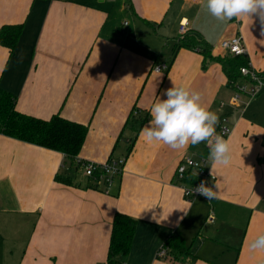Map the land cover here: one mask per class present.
Masks as SVG:
<instances>
[{"label":"crops","instance_id":"crops-1","mask_svg":"<svg viewBox=\"0 0 264 264\" xmlns=\"http://www.w3.org/2000/svg\"><path fill=\"white\" fill-rule=\"evenodd\" d=\"M183 21L216 57L227 55L223 40L241 36L264 76L260 18L218 21L206 0H0V29L22 25L14 51L0 45V88L17 98L16 109L87 126L81 159H125L106 193L63 154L0 135V264L4 251H18L15 264H107L117 213L137 221L122 264H264V251L249 250L264 233V97L233 105L222 66L178 49ZM162 64L167 71L155 73ZM173 82L201 93L219 117L216 132L230 129L232 160L213 170L210 162L217 198L209 202L185 199L176 180L184 157L209 154L206 142L173 150L141 135ZM173 235L189 254L158 258Z\"/></svg>","mask_w":264,"mask_h":264},{"label":"trees","instance_id":"trees-1","mask_svg":"<svg viewBox=\"0 0 264 264\" xmlns=\"http://www.w3.org/2000/svg\"><path fill=\"white\" fill-rule=\"evenodd\" d=\"M21 34L22 25L3 26L0 29V45L14 51ZM182 48L199 52L204 58L205 66L207 62L220 64L232 89L240 81L246 80L241 74V69L248 66L246 57H235L228 53L223 57L213 56L212 47L190 33L180 40L178 49ZM16 101L14 95L0 88V135L59 152L71 166H75L73 159L81 153L87 137V126L69 121L61 114H56L49 120L27 116L16 109ZM56 181L66 186L75 185L73 179L66 175H57ZM136 227L137 221L130 216L122 213L114 216L107 264H122L121 258H125L131 251ZM162 248L178 255L189 254V247L179 235L171 236Z\"/></svg>","mask_w":264,"mask_h":264},{"label":"clouds","instance_id":"clouds-1","mask_svg":"<svg viewBox=\"0 0 264 264\" xmlns=\"http://www.w3.org/2000/svg\"><path fill=\"white\" fill-rule=\"evenodd\" d=\"M209 14L218 21L258 16L264 25V0H206ZM165 99H157L150 108L148 125L141 135L146 142H158L173 150L187 149L206 142L209 148L208 160L212 170L217 165L228 166L232 160L231 144L216 132L218 115L202 102L199 91L173 86L163 93ZM208 200L217 198V191L201 182L192 189ZM251 252L264 251V233L257 235L250 243Z\"/></svg>","mask_w":264,"mask_h":264},{"label":"built area","instance_id":"built-area-1","mask_svg":"<svg viewBox=\"0 0 264 264\" xmlns=\"http://www.w3.org/2000/svg\"><path fill=\"white\" fill-rule=\"evenodd\" d=\"M188 33L189 22H181V36H185ZM220 48L235 57L247 56V50L243 39L239 35L229 40H223L220 43ZM167 69L168 66L162 64L155 67L154 72L162 73L167 71ZM241 74L246 80L244 84L235 85L234 96L232 99L233 105L238 104L243 96L253 99L264 91V76L257 73L251 63L248 62V66L241 69ZM226 123L227 121H225V124ZM217 133L226 138L230 134V129L226 125H223L219 128ZM73 162L76 168H78L86 178L92 180L95 186H102L106 193H108L114 186L116 179L121 176L125 166V159L123 158L111 159L105 163L99 164L81 159L77 156L73 159ZM176 180L183 191L185 199L191 201L197 198H202L209 202L210 200L198 193L191 194L192 189L199 186L201 182H206L207 186L213 187L217 179L210 170V161L208 160L207 155L200 159H195L191 156L184 157L177 168ZM208 221L213 222V217L209 216ZM167 252V249L161 248L157 253V257L165 259L167 258Z\"/></svg>","mask_w":264,"mask_h":264},{"label":"rangeland","instance_id":"rangeland-1","mask_svg":"<svg viewBox=\"0 0 264 264\" xmlns=\"http://www.w3.org/2000/svg\"><path fill=\"white\" fill-rule=\"evenodd\" d=\"M241 82V83H240ZM239 83L240 84H244L245 83V81H240ZM257 97H264V92L263 93H261L259 96H256L255 98H257ZM82 173V172H81ZM83 174V173H82ZM13 236V235H12ZM12 236H7V238H12ZM6 237H5V240L7 239ZM7 243H5L6 245L4 246L5 248H7L10 244H9V241H6ZM12 252H9V251H4L3 252V254L4 255H6L5 257H4V259L2 260V263L3 264H15V263H17L18 262V251H14L12 254H11Z\"/></svg>","mask_w":264,"mask_h":264}]
</instances>
